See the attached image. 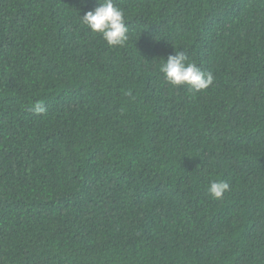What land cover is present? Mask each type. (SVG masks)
Listing matches in <instances>:
<instances>
[{
    "label": "trees",
    "instance_id": "obj_1",
    "mask_svg": "<svg viewBox=\"0 0 264 264\" xmlns=\"http://www.w3.org/2000/svg\"><path fill=\"white\" fill-rule=\"evenodd\" d=\"M98 3L0 0V264H264V0Z\"/></svg>",
    "mask_w": 264,
    "mask_h": 264
},
{
    "label": "clouds",
    "instance_id": "obj_2",
    "mask_svg": "<svg viewBox=\"0 0 264 264\" xmlns=\"http://www.w3.org/2000/svg\"><path fill=\"white\" fill-rule=\"evenodd\" d=\"M81 22L93 33H97L110 47H124L128 41V28L124 12L114 3V0H99L98 6L81 16ZM166 80L173 86L188 85L195 91L206 90L214 82L211 72L205 73L194 62L186 63L183 52H175L167 57L161 66ZM35 112L46 113L47 109L42 103L34 104ZM230 190L227 181H213L208 191L214 199H222L226 191Z\"/></svg>",
    "mask_w": 264,
    "mask_h": 264
}]
</instances>
